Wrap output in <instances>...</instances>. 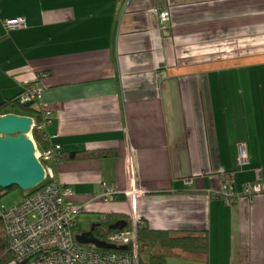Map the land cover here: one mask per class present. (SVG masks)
<instances>
[{"label": "crops", "instance_id": "obj_1", "mask_svg": "<svg viewBox=\"0 0 264 264\" xmlns=\"http://www.w3.org/2000/svg\"><path fill=\"white\" fill-rule=\"evenodd\" d=\"M20 17L26 27L5 28ZM31 68L46 73L35 108L51 112L49 137L34 138L62 146L43 162L85 205L78 229L134 212L154 229L206 232L207 255H177L188 264H264V194L227 205L210 192L264 177V0H0V104L34 82ZM100 149L118 154L63 159ZM104 181L145 193L105 203Z\"/></svg>", "mask_w": 264, "mask_h": 264}, {"label": "built area", "instance_id": "obj_2", "mask_svg": "<svg viewBox=\"0 0 264 264\" xmlns=\"http://www.w3.org/2000/svg\"><path fill=\"white\" fill-rule=\"evenodd\" d=\"M160 24L163 28L171 19L168 8L158 9ZM7 30L24 28L25 18H12L4 22ZM31 70L35 73L33 83H27L18 100L22 104L38 103L43 96V86L40 81L46 76L43 71ZM51 112L44 110L43 119H33L30 137L35 142L36 156L43 161L61 159L62 146L53 144L40 150L35 141L34 131L48 138L47 127L51 123ZM250 163V156L245 143L238 146L237 165L243 168ZM191 182V180H187ZM213 198H219L230 205L234 199L246 197L253 201L258 195L264 194V177L260 180L245 183L240 190L236 189L232 179L224 182L219 189L211 190ZM145 190L131 184L127 189L104 181L100 198L110 203L118 197L135 202ZM74 190L71 186L57 180L48 179L47 175L42 184L24 196L12 208L3 209V217L7 234L11 241L13 259L9 264H140L137 243V228L141 217L131 214L132 227L130 230H119L108 234L107 242L120 246L131 245V249L112 250L94 245H84L77 240L78 220L86 212L85 205L76 204L72 197Z\"/></svg>", "mask_w": 264, "mask_h": 264}, {"label": "trees", "instance_id": "obj_3", "mask_svg": "<svg viewBox=\"0 0 264 264\" xmlns=\"http://www.w3.org/2000/svg\"><path fill=\"white\" fill-rule=\"evenodd\" d=\"M18 96L16 98L3 101L0 104V114H2L6 108L14 107L24 112H36L38 114V119L41 120L42 113L35 108L36 103L22 104L19 102ZM34 134L37 139H42L41 134L38 131H34ZM117 154L118 152L115 149L69 151L67 153H63V159L98 158L115 156ZM12 188H18L24 196L36 189L34 188L30 191H23L18 186H12L9 188L0 187V198L7 190ZM121 197L125 198L124 196ZM3 209L4 208L0 205V264H9L14 255L11 241L1 215ZM121 218L127 221V225L122 230H130L132 227L130 218L114 216L113 214H105L104 217L92 223V226H94V235L97 238L106 241L109 233L119 231L118 229H113L112 225L121 220ZM137 230L140 264H169L167 260L169 252L173 253L175 256L182 253L208 254L209 241L206 232H191L179 235L173 230L151 228L142 217ZM80 233H82V231H80ZM127 248L131 249V245H128ZM141 249L145 251L147 250V259L142 257V253L140 251ZM101 250L104 251V249ZM154 250L157 252H154Z\"/></svg>", "mask_w": 264, "mask_h": 264}, {"label": "water", "instance_id": "obj_4", "mask_svg": "<svg viewBox=\"0 0 264 264\" xmlns=\"http://www.w3.org/2000/svg\"><path fill=\"white\" fill-rule=\"evenodd\" d=\"M33 118L26 115L7 113L0 115V187L18 186L30 191L42 184L46 177L43 163L36 156V146L30 137ZM127 221L121 219L112 225L122 230ZM84 245H94L100 249L126 250L127 246H117L94 235V226L77 235Z\"/></svg>", "mask_w": 264, "mask_h": 264}, {"label": "rangeland", "instance_id": "obj_5", "mask_svg": "<svg viewBox=\"0 0 264 264\" xmlns=\"http://www.w3.org/2000/svg\"><path fill=\"white\" fill-rule=\"evenodd\" d=\"M14 114H16V113H14ZM43 166H45L44 162H43ZM21 193L22 192L18 188H12V189L7 190L2 195V197L0 198L1 207L4 209L12 208L14 205L19 203L20 200L22 199ZM83 215H86V214H83ZM83 215H81V217ZM82 220L84 222H81L82 227H81V229H78L79 231H83V230H85V228L87 229L91 226V223L87 222V219L85 217L82 218ZM140 251L142 253V257L147 259L148 258L147 254H146L147 250L145 251V250L141 249ZM154 252H157V251L154 250ZM186 259H187L186 256H183V257L168 256V258H167L169 264H188L186 262Z\"/></svg>", "mask_w": 264, "mask_h": 264}]
</instances>
